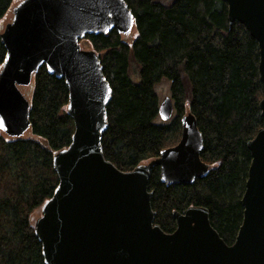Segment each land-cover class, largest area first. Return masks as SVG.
<instances>
[{
	"label": "trees",
	"instance_id": "obj_1",
	"mask_svg": "<svg viewBox=\"0 0 264 264\" xmlns=\"http://www.w3.org/2000/svg\"><path fill=\"white\" fill-rule=\"evenodd\" d=\"M20 1L0 0V29ZM122 1L133 20L130 36L112 30L78 40L97 55L110 89L103 157L123 172L147 164L178 142L180 117L193 115L208 173L191 185L166 186L153 166L147 184L153 222L172 233L174 212L202 207L230 246L242 222L240 201L251 162L246 143L264 128L257 43L243 25H229L223 0ZM4 56L0 40V68ZM162 81L169 84L174 114L169 123L155 124V87ZM20 90L29 104L28 131L21 138L0 136V264H44L33 225L57 186L52 158L69 145L73 123L63 79L44 66Z\"/></svg>",
	"mask_w": 264,
	"mask_h": 264
},
{
	"label": "water",
	"instance_id": "obj_2",
	"mask_svg": "<svg viewBox=\"0 0 264 264\" xmlns=\"http://www.w3.org/2000/svg\"><path fill=\"white\" fill-rule=\"evenodd\" d=\"M229 25L237 22L256 41L264 83V0H223ZM132 16L122 0H22L0 33V136L21 138L29 128V104L20 88L44 66L63 79L66 113L73 123L69 145L52 158L58 183L35 220L44 264H264V128L246 143L251 162L241 197L242 222L232 245L210 226L208 211L189 207L172 214L175 230L154 224L147 184L157 166L166 186L191 185L209 166L200 160L203 140L193 115L180 117L178 142L159 156L123 172L104 159L110 89L97 55L81 49L85 35L112 30L127 37ZM264 117V98L259 102ZM174 112L169 96L158 104L161 121Z\"/></svg>",
	"mask_w": 264,
	"mask_h": 264
},
{
	"label": "rangeland",
	"instance_id": "obj_3",
	"mask_svg": "<svg viewBox=\"0 0 264 264\" xmlns=\"http://www.w3.org/2000/svg\"><path fill=\"white\" fill-rule=\"evenodd\" d=\"M16 5V4H15ZM14 5V6H15ZM13 6V7H14ZM9 18L11 19V13H10V15H9ZM10 19H9V21H10ZM8 21V22H9ZM7 22V23H8ZM6 23V24H7ZM6 24H3L2 25V27H1V32H2V30H3V28H4V26L6 25ZM131 34V33H130ZM130 36V35H129ZM125 38V37H124ZM80 48L81 49H84V50H90V49H88V48H86L84 45L83 46H80ZM130 74H131V76L133 77L132 79H134L135 81H137V73L135 74V69H134V66L133 65H131V68H130ZM155 92H156V95H157V97H158V100L159 101H162V99L164 98V97H167V96H169V84H168V82H166V81H162V82H160L159 84H157L156 85V87H155ZM23 93V92H22ZM24 94V93H23ZM173 115V114H172ZM154 123L155 124H160V123H162V121L159 119V117L158 118H156L155 120H154ZM166 123H169V121L168 122H166ZM39 216H40V214H39ZM38 216V217H39ZM37 217V218H38ZM36 218V219H37ZM35 219V220H36Z\"/></svg>",
	"mask_w": 264,
	"mask_h": 264
}]
</instances>
